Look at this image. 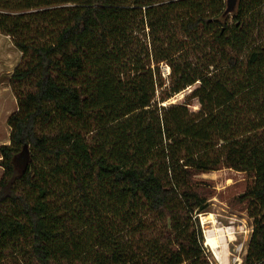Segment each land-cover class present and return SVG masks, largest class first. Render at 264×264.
I'll return each mask as SVG.
<instances>
[{"label": "trees", "instance_id": "1", "mask_svg": "<svg viewBox=\"0 0 264 264\" xmlns=\"http://www.w3.org/2000/svg\"><path fill=\"white\" fill-rule=\"evenodd\" d=\"M0 0L21 53L0 146V264H210L196 176L251 179L264 264V0ZM161 64L169 74L164 77ZM199 109L163 104L187 87Z\"/></svg>", "mask_w": 264, "mask_h": 264}, {"label": "rangeland", "instance_id": "2", "mask_svg": "<svg viewBox=\"0 0 264 264\" xmlns=\"http://www.w3.org/2000/svg\"><path fill=\"white\" fill-rule=\"evenodd\" d=\"M235 3L236 0H226L223 17L228 18L230 24L233 23ZM20 57L21 53L13 45L11 38L0 33V146L9 142L10 127L7 120L17 109V100L10 87L9 76L19 64ZM161 71L164 77L169 74L166 64H161ZM194 87L196 85L187 87L163 104L188 103L191 111H197L198 101L190 97ZM1 174L0 166V176ZM196 179L203 181L208 198V208L205 212L198 214V219L202 229L203 246L210 264H223L205 238L210 230L217 235L218 228H231V235L224 233L228 264H242L252 230V220L248 217L246 206L239 200V196L250 184V177L245 172L226 167L199 174Z\"/></svg>", "mask_w": 264, "mask_h": 264}, {"label": "bare ground", "instance_id": "3", "mask_svg": "<svg viewBox=\"0 0 264 264\" xmlns=\"http://www.w3.org/2000/svg\"><path fill=\"white\" fill-rule=\"evenodd\" d=\"M216 231L217 235L211 230L206 233V242L214 250L219 260L223 262V264H228V252L226 251V245L224 244V233L226 232L228 235H231V228H218Z\"/></svg>", "mask_w": 264, "mask_h": 264}]
</instances>
